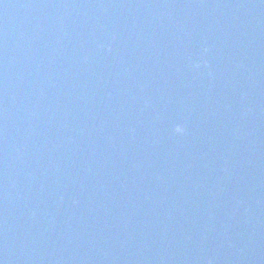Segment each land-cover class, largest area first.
Masks as SVG:
<instances>
[{
	"label": "water",
	"instance_id": "95a60500",
	"mask_svg": "<svg viewBox=\"0 0 264 264\" xmlns=\"http://www.w3.org/2000/svg\"><path fill=\"white\" fill-rule=\"evenodd\" d=\"M0 264H264V0H0Z\"/></svg>",
	"mask_w": 264,
	"mask_h": 264
}]
</instances>
